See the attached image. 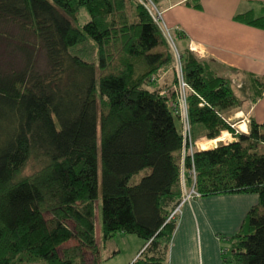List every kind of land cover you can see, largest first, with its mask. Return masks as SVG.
Returning <instances> with one entry per match:
<instances>
[{
  "label": "trees",
  "instance_id": "trees-1",
  "mask_svg": "<svg viewBox=\"0 0 264 264\" xmlns=\"http://www.w3.org/2000/svg\"><path fill=\"white\" fill-rule=\"evenodd\" d=\"M235 19L264 28V17L251 11ZM1 42L23 64L0 66V264H85L84 248L93 255L90 264H98V200L101 239L135 234L144 248L130 264H160L176 226L168 216L184 195L182 162L195 170L185 184L199 196L257 193L258 204L230 237L223 260L264 264V120L250 118L247 133L236 131L223 114L240 104L235 87L209 61L185 51L180 64L191 136L192 125L200 124L207 138L221 130L235 138L194 147L191 156L172 105L178 101L175 57L143 4L0 0ZM79 44L89 45L75 51ZM84 50H95L96 59H83ZM168 68L172 83L152 87ZM263 84L249 75L251 101ZM71 238L77 244L59 254Z\"/></svg>",
  "mask_w": 264,
  "mask_h": 264
},
{
  "label": "crops",
  "instance_id": "crops-1",
  "mask_svg": "<svg viewBox=\"0 0 264 264\" xmlns=\"http://www.w3.org/2000/svg\"><path fill=\"white\" fill-rule=\"evenodd\" d=\"M197 1L199 8L191 5L192 0H156L162 12V21L170 28V34L175 44H178L176 48L179 54L189 51L198 59L209 61L217 75L233 84L240 104L225 110L230 118L263 121L264 84L261 96L251 101L249 75L260 76L264 80V28L238 21L235 16L251 11L254 16L264 17V0ZM173 78V69H165L151 86L164 88L172 83ZM236 80L238 84L244 82L245 86H235ZM245 120L240 121L246 125L245 130H241L244 132L248 131V121ZM223 131L229 135L227 142L235 140L227 130H221L220 133ZM236 131L240 130L236 128ZM204 134L202 130L193 140L198 142L207 138ZM181 166L184 184L180 178V187L184 194L191 188L185 184V178L192 176L190 168L183 162ZM258 201L255 192H231L198 195L183 202L165 258L160 264H224V250L219 236L231 237L235 234L244 223L249 209L257 205ZM96 233L95 217L97 243ZM72 239L60 246L66 248L77 244V240L71 244L69 240ZM127 244L131 248V255L122 264H130L144 248L143 240L135 247L132 242Z\"/></svg>",
  "mask_w": 264,
  "mask_h": 264
},
{
  "label": "rangeland",
  "instance_id": "rangeland-1",
  "mask_svg": "<svg viewBox=\"0 0 264 264\" xmlns=\"http://www.w3.org/2000/svg\"><path fill=\"white\" fill-rule=\"evenodd\" d=\"M149 7L154 13V8L155 7H153L152 5L149 6ZM156 8L158 9V7H156ZM159 11L161 12V10H159ZM83 15H84V17H83ZM83 15H82L83 18H81V20H80L81 23L86 21L85 13ZM161 19H162V12H161ZM168 29L170 31V28H168ZM162 32H163V35L166 38L167 43H168V45H169L170 49L172 50V53H173V55L175 57V63H177V61H179V56H178V54L176 56L175 48L177 47L178 44L177 43H176L177 45L175 44V41L173 39L172 34H170V38H169L168 35H165L164 31H162ZM87 45H89V44H87ZM87 45L86 44H79V45H77L75 47L74 50L75 51L83 50V47H85ZM5 47L6 46H4L3 43L1 42L0 43V66H1V69H8V68L9 69H19L22 66V64H23V60H21L22 58L19 57V56H15V55L10 54L5 49ZM6 48H9V46L6 47ZM87 48H89V47H87ZM177 53H179V51ZM81 55H82L81 57L83 59H86V60H95L96 59L95 58V50H92V53H89L88 50H84V51L81 52ZM37 56H38V60H37L38 68L40 70H43L44 69L43 54L41 52H38ZM177 73H178V71L176 69V74ZM180 73L183 74L181 71H180ZM234 84H235V86H236V84H238L237 80L235 81ZM243 84H245V83L244 82H241V83L239 82L238 85L241 86ZM243 86H245V85H243ZM180 87L182 88V86H180ZM160 94L164 95L163 92H160ZM223 114L226 117L227 121L231 124V126H233L235 129L237 128L238 130H240L239 132H241V133H247L248 132V131H246V132L241 131V130L244 129V128L241 127L244 123H240V121L245 120V119L241 118L240 120H237V119L233 120V118H230V116H229L230 114L229 113L225 114V111H223ZM179 120L184 123V121L181 118V116L177 120L179 125H181ZM188 121H189V118H188ZM189 124H190V122H189ZM202 130H203V127L200 124H193L192 125V131H191L192 132V139L195 136H197L199 133H201ZM224 132H226V131H223L222 133H219L218 136L223 135ZM211 140L212 139H210V138H205L203 140H199L198 142L196 140H195L196 142L194 140L193 141H194V145L197 143L196 144L197 145V147H196L197 149H199V147H200L199 144L200 143L205 144L204 147H206V149H209V148L213 147V146H211V143H210ZM222 142H226L227 143V138H224L222 140H217L215 144L222 143ZM207 147H209V148H207ZM206 149H204V150H206ZM29 165H30V163H29ZM29 171H30V166H28L26 168L25 172H29ZM146 171H148V170L144 169V170L138 172L137 174L133 175L132 178H131V182L138 181L141 178V176H143V174ZM95 215H96V225H97V233H96L97 234V246H98V250H99L98 251L99 252L98 253V264H122V263H125L124 261H126V259H128V257L131 255V251H130L131 248H130V246L128 247L127 243L132 242L133 246L135 247V245L136 244L139 245L142 242V240L135 234H132V233L123 234V233H120V232L115 233L112 237H110V238H108L106 240H102L101 239V232H100V200H98L97 203H96ZM47 216L48 215H46V217ZM72 225L73 224L71 222H68L69 228L72 229ZM219 238L221 240V248H222V250H224L223 256L227 257L229 255V253H230V237L227 236V235L226 236L225 235H220ZM74 240H76V239L69 240V242H71V244L72 243L75 244ZM62 248H63L62 246H60L58 248L59 254L61 253ZM83 257H84V263L85 264H90L91 261H92L93 255L88 249L84 248ZM34 264H40V263H34Z\"/></svg>",
  "mask_w": 264,
  "mask_h": 264
},
{
  "label": "built area",
  "instance_id": "built-area-1",
  "mask_svg": "<svg viewBox=\"0 0 264 264\" xmlns=\"http://www.w3.org/2000/svg\"><path fill=\"white\" fill-rule=\"evenodd\" d=\"M137 1L140 2L141 4H143L150 11L153 18L160 25L162 31H164L165 35H168V37L170 38V31L166 27L165 23L162 21L161 12L156 8V6H154V4L150 0H137ZM151 5L153 7H155L154 13L149 7ZM177 52L178 51L175 48V54H176V56H177V54L179 56V61H177L176 65H175L176 69L178 71V73H177V78H178V89H177L178 96H177V99H178V101H177V103H173L172 105L174 107L173 109H174L175 113L179 114V117L181 116V118L184 121V123L181 122L184 144L188 145V152L192 156L193 148L197 147V145H196L197 143L194 145V141H193L191 133H190V124L188 121L187 106H186V95L184 94V93H186L185 89L187 88V85L183 80L182 74L180 73V71H181L180 54ZM180 86H182V88ZM245 121H248V120H245ZM190 173H191L192 178L195 179V171L193 168L190 169ZM181 181H182V184H184L183 174H181ZM196 196H198V193L195 191L194 187L192 186L189 190H187L184 193L182 201L171 211V213L168 216V220H176L177 214L180 212V207H181L182 203L191 199L192 197H196Z\"/></svg>",
  "mask_w": 264,
  "mask_h": 264
},
{
  "label": "bare ground",
  "instance_id": "bare-ground-1",
  "mask_svg": "<svg viewBox=\"0 0 264 264\" xmlns=\"http://www.w3.org/2000/svg\"><path fill=\"white\" fill-rule=\"evenodd\" d=\"M241 127L244 128L243 130H245V128H246V126H245L244 124H243ZM224 138H227V139L229 138L228 133L224 132L223 135H220L218 138H216V139H212V140L210 141L211 146H214V144L216 143L217 140H222V139H224ZM199 146H200L201 149H203L204 146H205V144L200 143Z\"/></svg>",
  "mask_w": 264,
  "mask_h": 264
},
{
  "label": "water",
  "instance_id": "water-1",
  "mask_svg": "<svg viewBox=\"0 0 264 264\" xmlns=\"http://www.w3.org/2000/svg\"><path fill=\"white\" fill-rule=\"evenodd\" d=\"M215 146H216V145H215ZM215 146H213V147H215ZM213 147H212V148H213Z\"/></svg>",
  "mask_w": 264,
  "mask_h": 264
}]
</instances>
